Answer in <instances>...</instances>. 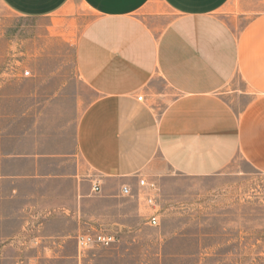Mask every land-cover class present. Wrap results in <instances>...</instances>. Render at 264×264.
Listing matches in <instances>:
<instances>
[{
	"label": "crops",
	"instance_id": "1",
	"mask_svg": "<svg viewBox=\"0 0 264 264\" xmlns=\"http://www.w3.org/2000/svg\"><path fill=\"white\" fill-rule=\"evenodd\" d=\"M228 1L80 0L93 14L74 45L87 100L34 69L11 78L0 48V264H142L137 181L157 159L185 177L236 159L264 174V11L238 28L219 15ZM0 2L42 19L73 0ZM88 227L118 242L80 251Z\"/></svg>",
	"mask_w": 264,
	"mask_h": 264
},
{
	"label": "rangeland",
	"instance_id": "2",
	"mask_svg": "<svg viewBox=\"0 0 264 264\" xmlns=\"http://www.w3.org/2000/svg\"><path fill=\"white\" fill-rule=\"evenodd\" d=\"M257 11L264 0H230L219 15L239 28ZM92 17L80 0L42 19L20 17L0 2V48L12 47L6 72L17 79L34 69L39 81H62L89 99L76 75L74 45ZM146 178L158 195L154 207L144 208L159 223L143 232L142 264H156V251L158 264H264V174L236 159L215 175L185 177L157 159Z\"/></svg>",
	"mask_w": 264,
	"mask_h": 264
},
{
	"label": "built area",
	"instance_id": "3",
	"mask_svg": "<svg viewBox=\"0 0 264 264\" xmlns=\"http://www.w3.org/2000/svg\"><path fill=\"white\" fill-rule=\"evenodd\" d=\"M24 76L29 75L28 70L22 72ZM142 96H138L141 100ZM92 192L98 193L100 191V180L98 178L94 179L92 182ZM122 193L124 195H129L131 189L128 186L122 187ZM137 197H140L144 206L154 207L155 199L158 195L157 187L153 181H149L145 177H139L137 181ZM146 222L149 226H157L159 223L158 215L155 212L148 213ZM77 248L80 251H86L88 249H100L108 248L118 242L117 233L113 231L106 230L102 227H88L74 236Z\"/></svg>",
	"mask_w": 264,
	"mask_h": 264
}]
</instances>
